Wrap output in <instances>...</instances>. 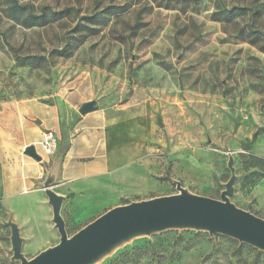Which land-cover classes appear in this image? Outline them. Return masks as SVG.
Returning a JSON list of instances; mask_svg holds the SVG:
<instances>
[{
	"label": "rangeland",
	"instance_id": "rangeland-1",
	"mask_svg": "<svg viewBox=\"0 0 264 264\" xmlns=\"http://www.w3.org/2000/svg\"><path fill=\"white\" fill-rule=\"evenodd\" d=\"M19 1L35 13L45 6L63 13L25 27L8 16L9 0H0V264H20L11 260V230L2 221L9 215L28 258L59 242L43 178L33 205L26 191L5 198L4 168L14 182L16 155L35 145L14 141L16 107L66 102L84 79L96 105L133 112L121 138L134 143L126 165L82 182L66 199L69 235L118 205L177 193L174 180L220 199L231 177L225 145L237 174L231 201L264 218V175L250 167L251 155L264 158V0ZM222 7L247 12L217 21ZM248 26L257 43L242 34ZM97 264H264V251L205 231L168 230L137 237Z\"/></svg>",
	"mask_w": 264,
	"mask_h": 264
},
{
	"label": "water",
	"instance_id": "water-1",
	"mask_svg": "<svg viewBox=\"0 0 264 264\" xmlns=\"http://www.w3.org/2000/svg\"><path fill=\"white\" fill-rule=\"evenodd\" d=\"M97 108L92 100L84 103L80 112L84 115ZM225 148L229 151L231 177L224 184L220 199L193 193L181 181L174 180L177 193L113 207L73 235H69L62 214L66 195L54 189L59 173L58 163L54 161L41 185L52 208L51 221L59 233V242L28 258L23 252L25 238L21 227L9 215L2 221L11 230V260L20 264H97L137 237L168 230L205 231L211 236L231 237L264 251V218L231 201L237 174L235 158L228 145ZM24 152L37 161L43 159L33 144L26 146Z\"/></svg>",
	"mask_w": 264,
	"mask_h": 264
},
{
	"label": "crops",
	"instance_id": "crops-1",
	"mask_svg": "<svg viewBox=\"0 0 264 264\" xmlns=\"http://www.w3.org/2000/svg\"><path fill=\"white\" fill-rule=\"evenodd\" d=\"M88 83V79L81 80L78 88L70 92L66 102L62 101L56 105L22 104L16 107L18 111L14 117L18 130L14 141H22L23 138L25 142L29 141L28 144L35 143L43 160L38 162L25 154L22 157L16 155L14 182L8 177V167L4 168L6 199L25 195L23 192L26 191V195L36 197L30 200L33 205L35 200L41 198L40 190L36 188L37 183L41 181L40 175L44 173V179L46 170L54 161H57L59 166L54 189L66 195L67 200L77 192L82 182L109 175L126 165L124 161L133 152L129 143L134 141L127 137L121 138L125 133L122 127L125 115L131 116L133 112H128L130 109L119 110L118 104L105 105L101 102L96 110L81 114V106L95 100L94 87L89 89ZM74 97H77L78 105L69 101V98ZM126 105L136 104L128 102ZM45 130L54 131L59 138L58 150L54 155H47L41 147ZM11 148L13 149L12 146ZM7 149L9 151L10 147L7 146ZM42 194L48 204L45 192ZM65 204L66 200L63 206ZM50 210L52 213L51 206Z\"/></svg>",
	"mask_w": 264,
	"mask_h": 264
},
{
	"label": "trees",
	"instance_id": "trees-1",
	"mask_svg": "<svg viewBox=\"0 0 264 264\" xmlns=\"http://www.w3.org/2000/svg\"><path fill=\"white\" fill-rule=\"evenodd\" d=\"M8 16L15 22L22 24L25 27L44 26L46 24L55 22L61 18L63 11H55L52 7L45 6L39 13H35L30 10L27 4L21 3L19 0H9L7 7ZM246 8H219L214 13V19L217 21H232L238 16L246 14ZM246 33V35H245ZM244 37L249 38L252 43H257L259 40V33L254 28L248 26L246 31H242ZM264 49V45L261 46ZM258 136V132H255L250 143H242L245 149H250L251 143H253ZM252 163L251 168L259 169L264 175V158L256 155H251Z\"/></svg>",
	"mask_w": 264,
	"mask_h": 264
},
{
	"label": "built area",
	"instance_id": "built-area-1",
	"mask_svg": "<svg viewBox=\"0 0 264 264\" xmlns=\"http://www.w3.org/2000/svg\"><path fill=\"white\" fill-rule=\"evenodd\" d=\"M41 145L47 155H54L58 150L59 138L54 131L45 130L42 134ZM43 177L44 173L40 175L41 179Z\"/></svg>",
	"mask_w": 264,
	"mask_h": 264
}]
</instances>
